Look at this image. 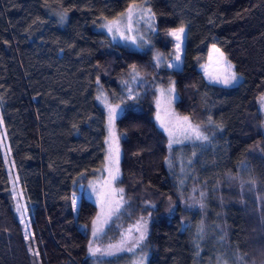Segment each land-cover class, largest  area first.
I'll return each instance as SVG.
<instances>
[{
  "label": "trees",
  "instance_id": "1",
  "mask_svg": "<svg viewBox=\"0 0 264 264\" xmlns=\"http://www.w3.org/2000/svg\"><path fill=\"white\" fill-rule=\"evenodd\" d=\"M132 4L151 10L167 61L173 58L168 33L185 29L180 69L157 70L149 53L97 32ZM211 46L234 66L239 85L205 81ZM132 79L134 101H124L116 120L119 185L133 201V215L151 217L147 264H234L235 255L264 252L260 224L251 208L233 202L231 189L214 192L207 203L210 230L222 231L208 241L198 240L179 207L164 215L178 195L166 167L168 140L153 119L154 85L173 83L176 112L219 133L218 150L197 163L198 169L213 165L208 175L198 170L205 186L240 172L264 194V0H0V264H94L88 242L97 207L82 194L74 212L71 198L104 164L98 90L111 102L124 100ZM18 203L29 212L28 237Z\"/></svg>",
  "mask_w": 264,
  "mask_h": 264
},
{
  "label": "rangeland",
  "instance_id": "2",
  "mask_svg": "<svg viewBox=\"0 0 264 264\" xmlns=\"http://www.w3.org/2000/svg\"><path fill=\"white\" fill-rule=\"evenodd\" d=\"M138 5V9L136 11V15L133 16V25L132 30L127 31L124 27V24H120V28L125 32V35L129 37H135L136 43H132L131 40H125L120 37L118 33L115 31L109 33L108 30L103 27L109 21L103 20L99 26L97 27V32H100L106 35L113 44L120 45L126 47L131 51H139V52H147L151 56L155 67L157 70L161 68L166 69H180L181 60H182V45L180 56L181 59L179 62L174 60V56L176 54L175 45L177 41L172 37V45H173V54L172 59L170 61L166 60V55L157 45L156 38V28L153 14L149 7L146 4H136ZM150 10V11H149ZM127 10L123 13L124 16L120 15L114 20L122 21L126 16ZM141 14L142 17H141ZM149 16L152 18L149 20ZM149 24L152 27H149ZM115 36V39L113 38ZM185 36V31L183 34V39ZM143 37V39H141ZM214 47L211 46L207 55V62L203 67V76L207 83L211 85L217 86H225L220 83H213L210 77H215L217 75L218 70L220 69V65L217 64V56L219 55L214 51ZM159 55L161 57V63L159 65L156 64V56ZM168 63L176 64V67H167ZM233 70V69H232ZM238 77H240L238 75ZM241 81V79H240ZM130 85L127 86V89L123 91L124 100L120 97L117 98L116 102H111L103 90L99 89L96 94V101L98 105L102 108L106 118V139H105V160L102 167L95 172V174L86 180V183L83 185H79L77 187V193L72 195V206L73 200L75 199V206H73L74 212H76L80 196L83 194L84 197L94 203L97 207V214L93 219L89 230H86L89 234V242H88V255L94 261V264H147L149 259V246H148V231L149 225L151 222L150 215L135 216L133 210V201L125 197L124 192L121 194L118 191L113 193L111 200L103 196V193L109 191L108 185L105 184V181L109 180V172L106 170L108 168L112 169V174L117 175V179L115 181H110L111 188L119 189L121 186L119 185L120 180V159H121V149L119 143V136L116 129V120L123 114L126 104L125 100L130 101L132 104L134 101L133 90H131V84L134 86V79L130 81ZM173 88L174 91L171 93V97L167 94V89ZM154 89L156 92V97L154 100V122L157 127L166 135L168 140V156L166 159V167L169 175L172 177L175 187L176 193L178 195L176 200H170L167 203L164 215L167 217L172 216L177 213L176 208L179 207V214L182 216L183 221L187 225H191L193 222L196 228V235L198 240L208 241L217 233V230H221L220 227H215V230H210V223L207 222L208 219V211H207V203L214 197V192L216 194H221L224 190L232 191L233 202L237 203L240 208L243 210L252 211L254 216V221L258 222L261 232V238L264 237V194L259 192V187L257 183L251 184L248 177L243 176L240 172L238 174H228L226 175L221 182H215L212 189H208L205 186V181H202L200 175L198 173L199 169H205L200 167L198 169L197 163L201 161L202 157L206 155L208 152L216 151L219 148V139H218V131H216L213 127L208 126V129H205L203 126H198L193 124L189 118L188 122H184L182 120V115H179L174 105L178 99L177 92L175 90L174 84H170L167 87L162 85H158L156 83L154 85ZM161 89H164V95H161ZM159 102V106H158ZM119 106L115 113V118L112 121V132L114 133V141L110 139L109 132V107ZM260 108L262 113L264 114V101H261ZM159 116V119L157 118ZM264 123V122H263ZM171 130L172 135H169V132L165 130V127ZM188 124L192 126H198L200 131L208 137L207 140H197L192 137L191 132H185V128H187ZM107 141V142H106ZM172 141V146L169 148V143ZM109 143H112L113 151L115 152L118 149L119 160L118 165L110 164L108 159L109 151ZM203 166V165H200ZM206 166V165H205ZM118 167V174L115 172V168ZM213 172V165L210 164L203 173V175H208ZM204 177V176H203ZM123 196V200H120V196ZM219 196V195H218ZM119 201L121 207L119 212H112L110 216H108L109 210L116 207V202ZM221 203V202H220ZM21 206V211H17L18 218L22 227V234L24 237H28L31 234L30 226H29V212L27 208L18 203L17 206ZM150 208L141 207L138 212L144 213L145 209L147 212L154 208V206H149ZM248 210V211H249ZM100 217V222L97 225L102 231L99 236L94 238L92 236L93 230V222L97 217ZM107 217V219H106ZM143 221L147 222V235L144 240L140 241L137 246H134L131 251H118L114 255L101 256L99 253L97 256H91L89 253V245H93L94 247H98L101 250H105L108 244H114L119 242L123 237L127 236L128 230L131 229V236L133 239L139 237V233L136 232L135 226L138 223H142ZM212 225V224H210ZM213 227V225H212ZM254 228H256V224H254ZM81 229L85 230L84 226ZM219 230V231H220ZM258 230V229H257ZM222 234V231H220ZM218 232V233H220ZM220 235V234H219ZM218 235V236H219ZM221 236V235H220ZM217 237L219 241H221V237ZM223 240V239H222ZM262 240V241H261ZM259 243L264 244L263 239H261ZM131 244V241H129ZM262 246V245H261ZM258 245V248L261 247ZM126 248L128 245L125 246ZM261 254V256H260ZM143 260L141 261V258ZM237 257H243V261L237 260ZM234 264H262L264 263V252L261 250L257 254H249L247 257L235 255ZM92 263V262H91ZM93 264V263H92ZM214 264H228L226 261L220 260Z\"/></svg>",
  "mask_w": 264,
  "mask_h": 264
},
{
  "label": "snow or ice",
  "instance_id": "3",
  "mask_svg": "<svg viewBox=\"0 0 264 264\" xmlns=\"http://www.w3.org/2000/svg\"><path fill=\"white\" fill-rule=\"evenodd\" d=\"M138 5L136 4H132L129 6V8L127 9V13L126 16L124 18V20L119 21V20H111L108 23H106L105 25H103V27H105L109 33L112 32H116L120 35V37L122 39L125 40H131L132 43H136V38L135 37H129L127 35H125V32L121 30L120 28V24L123 23L124 27L127 31H131L132 30V25H133V16L136 15V11L138 9ZM150 11V10H149ZM143 14H141L142 17ZM122 16H124V14H122ZM152 17L149 16V20ZM61 21L64 20V16L62 15L60 17ZM149 27H152L151 24H149ZM185 29L183 27H180L179 29L176 30H172L170 31L168 34L170 36H172L176 41V45H175V50H176V54L174 56V60L176 62H179L181 59L180 56V52H181V45L183 43V34H184ZM115 39V36L113 37ZM141 39H143V37H141ZM214 51L216 53H218L219 55L217 56V64L220 65V69L217 72V75L215 77H210V79L212 80L213 83H220L225 85L226 87H235L237 85H239L240 83V79H242L241 77H238V75L232 70L233 69V65L231 64V62L227 61V59L224 56V53L220 51V49L215 48L214 47ZM161 63V57L159 55L156 56V64L159 65ZM176 64H172V63H168L167 67L171 68V67H176ZM133 71L135 72V66H133ZM138 74V73H137ZM174 91L173 88H168L167 89V94L169 97H171V93ZM165 90L161 89V95H164ZM261 101H264V96H262ZM158 106H159V102H158ZM119 106H115V107H109V132H110V139H112L114 141V133L112 132V121L115 118V113L116 110ZM159 119V116L157 117ZM182 120L184 122H188V118L187 117H183ZM162 127H165L163 124L161 125ZM165 130L169 132V135L171 136V130L167 127H165ZM185 132H191L192 137H194L197 140H207L208 137L206 135H204L198 126H192L191 124H188L187 128L184 129ZM107 142V141H106ZM172 146V141H170L169 143V148H171ZM108 159V161L110 162V164H115L118 165V160H119V154H118V149L115 150V152L113 151V147H112V143H109V151H108V156L106 157ZM109 172V180L105 181V184L108 185L109 187V191H107L106 193H103L102 195L105 196L106 198H108L109 200H111L113 193L118 191L119 193H123V188H119V189H113L111 188V184L110 181H115L117 179V175L112 174V169L108 168L106 169ZM115 172L118 174L119 169L118 167L115 168ZM249 183L251 184H255V181H249ZM120 200H123V196H120ZM73 206H75V199L73 200ZM121 207V204L119 201L116 202V207L112 208L109 210L108 216H110L112 214V212H119V209ZM21 206H17V211H21ZM100 217L98 216L96 218V220L93 222V230H92V236L94 238H96L97 236H99L101 234V229L97 226L100 222ZM107 219V217H106ZM135 230L136 232L139 233V237L136 239H133L131 236V229L128 230V235L123 237L119 242L114 243V244H108L107 248L105 250H101L98 247H94L93 245H89V253L91 256H97V254L99 253L101 256H108V255H114L116 252L118 251H131L132 248L134 246H137L139 244L140 241L144 240L146 235H147V222L143 221L142 218V223H138L135 226ZM129 241H131V244H129ZM128 245V247L126 248L125 246ZM143 260V257L141 258V261ZM237 260L239 261H243V257H237Z\"/></svg>",
  "mask_w": 264,
  "mask_h": 264
}]
</instances>
